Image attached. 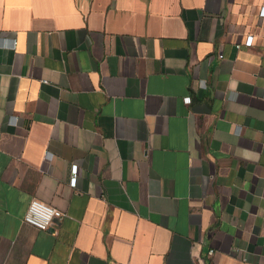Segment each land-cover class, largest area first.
Masks as SVG:
<instances>
[{
    "label": "crops",
    "instance_id": "obj_1",
    "mask_svg": "<svg viewBox=\"0 0 264 264\" xmlns=\"http://www.w3.org/2000/svg\"><path fill=\"white\" fill-rule=\"evenodd\" d=\"M263 6L0 0V264H264Z\"/></svg>",
    "mask_w": 264,
    "mask_h": 264
},
{
    "label": "built area",
    "instance_id": "obj_2",
    "mask_svg": "<svg viewBox=\"0 0 264 264\" xmlns=\"http://www.w3.org/2000/svg\"><path fill=\"white\" fill-rule=\"evenodd\" d=\"M261 15L264 16V6L261 9ZM16 39H12L10 42L11 47H15ZM245 44L247 46H251L253 44V35H248L245 41ZM237 47H240V45H237ZM222 57V54L219 55ZM185 101L189 103L191 101V97H186ZM47 158L49 160L52 159V157L47 153ZM77 179V167L76 165L72 168V177H71V184H75ZM65 213L61 211L60 209L45 204L44 202L34 198L31 200L29 207L27 209V212L24 215V221L28 224H31L39 229L46 230L48 229L53 221L56 218H60ZM213 252V250H211Z\"/></svg>",
    "mask_w": 264,
    "mask_h": 264
}]
</instances>
